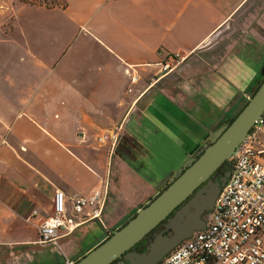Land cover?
Segmentation results:
<instances>
[{"label":"crops","instance_id":"crops-1","mask_svg":"<svg viewBox=\"0 0 264 264\" xmlns=\"http://www.w3.org/2000/svg\"><path fill=\"white\" fill-rule=\"evenodd\" d=\"M63 2L0 8V246L37 244L38 226L58 189L67 196L75 228L59 242L91 223L74 214L77 197L106 190L107 222L122 221L127 208H142L158 188L99 137L123 124L119 147L125 140L142 144L129 123H150V110L163 96L173 108L189 107L200 116L201 143L189 159L242 109L263 78L264 12L257 27L230 38L239 14L256 0ZM225 33L231 40L218 54L211 43ZM174 54L197 64L178 77L161 74L160 62ZM137 74L140 81L133 84ZM122 204L124 215L116 219L111 213Z\"/></svg>","mask_w":264,"mask_h":264},{"label":"built area","instance_id":"built-area-1","mask_svg":"<svg viewBox=\"0 0 264 264\" xmlns=\"http://www.w3.org/2000/svg\"><path fill=\"white\" fill-rule=\"evenodd\" d=\"M162 65L163 74L170 73L183 58L170 55ZM175 62V65H174ZM133 84L140 81L137 74ZM132 92V89L129 90ZM117 126L111 133L99 137L101 145L111 143L114 155L121 140ZM264 116L257 122L246 140L236 149L228 163L232 171L209 213L206 227L172 250L161 264H264ZM108 192L104 189L90 196H80L73 201L76 216L86 221L103 216ZM34 215H38L35 211ZM74 231L68 214L67 196L58 189L53 208L38 226V245H59L62 237ZM67 264H74L69 261Z\"/></svg>","mask_w":264,"mask_h":264},{"label":"water","instance_id":"water-1","mask_svg":"<svg viewBox=\"0 0 264 264\" xmlns=\"http://www.w3.org/2000/svg\"><path fill=\"white\" fill-rule=\"evenodd\" d=\"M263 116L264 79L234 120L216 130L195 156L167 178L155 198L75 264H160L196 231L204 230V216L214 209L231 173L222 182L213 181V175ZM164 222V229L158 231ZM144 240L146 250L138 251Z\"/></svg>","mask_w":264,"mask_h":264},{"label":"rangeland","instance_id":"rangeland-1","mask_svg":"<svg viewBox=\"0 0 264 264\" xmlns=\"http://www.w3.org/2000/svg\"><path fill=\"white\" fill-rule=\"evenodd\" d=\"M26 2L48 7L63 5L64 3L63 0H0V8H5L6 4L11 5L12 3L21 4ZM263 12L264 0H256V2L249 5L248 8L245 7L243 12L239 14L235 27L232 31L230 30L234 33L230 38L239 39L245 31L248 32L250 27H257V19L259 16L263 15ZM226 34L227 33L224 34V39L222 38L220 43L218 42L217 44V41L211 43L213 44L212 46L217 45L215 46L214 51L218 54L222 53L227 42L231 40L229 37H226ZM200 56L206 57L207 54L200 53ZM168 57H166L162 63L166 62V60L169 59ZM196 64L197 62L194 60H182L170 73L178 77L180 72H182V69L187 65L196 66ZM159 68L161 72L162 65ZM263 69L264 66L262 67V70ZM161 74H163V72ZM164 101L165 99L163 96H160L156 104L150 110L153 119L150 123H146L144 119L138 120L137 118L130 121L129 132L142 144L130 143L128 140H125L123 146H118L119 148H117L119 156L130 162V166L136 172L142 174L145 179L154 182L156 189L170 175L178 172V170L184 166L188 160V155L194 151L199 143H201L199 141L203 134V127L198 118L199 114L191 111V108L189 107H185L184 109L181 108V111H179L178 108H173L170 103V105H168ZM246 103L247 102H244V104ZM198 109L200 110L199 107ZM237 113L235 115H237ZM172 117L176 120L169 123V119ZM192 119L196 120L193 121ZM149 124H151L153 128H150ZM140 136H143V140L145 141L144 144H146V146L143 144V140L138 139ZM159 147L162 152L158 150ZM97 148L103 150L98 146ZM198 151H200V149ZM108 194L110 195V193ZM137 194L135 195L137 196ZM109 195L107 197L102 218L90 221L91 223L84 227L83 232H79L78 235L73 236L70 240L58 242L59 245L57 246L34 244L29 248L26 247L19 249L16 247L9 248L0 246V264H67L69 261L74 262V264L77 263L89 252V249L92 248L91 250H93L106 240V236L109 233L107 230H110V232L113 233L114 230L125 225L140 209H132L131 207L127 208L126 211L129 215L122 221L115 222L113 225L112 222H107L105 217L107 206L109 204ZM153 198H155V196ZM144 206H146V204ZM140 207L142 206L140 205ZM125 209V204H122L111 214H113L112 216L114 218L122 216L124 215L123 213ZM204 218L207 220L206 215ZM163 229L164 226H160L158 231ZM141 245L145 247L146 240L142 241Z\"/></svg>","mask_w":264,"mask_h":264},{"label":"flooded vegetation","instance_id":"flooded-vegetation-1","mask_svg":"<svg viewBox=\"0 0 264 264\" xmlns=\"http://www.w3.org/2000/svg\"><path fill=\"white\" fill-rule=\"evenodd\" d=\"M232 171V166L231 164L229 163V165L225 166V167H222L221 169H219L212 177L213 181H220L222 182L223 179L225 178L226 174L227 173H231ZM229 179V177H228ZM228 181V180H227ZM208 216H209V213L206 214V217H207V220H208ZM206 220V219H205ZM149 237H152V236H149ZM148 239V238H147ZM142 243V242H141ZM146 246H147V240H146V245L145 247H143L142 245H140V243L137 245V250L138 251H145L146 250ZM162 263V261L160 262V264Z\"/></svg>","mask_w":264,"mask_h":264},{"label":"trees","instance_id":"trees-1","mask_svg":"<svg viewBox=\"0 0 264 264\" xmlns=\"http://www.w3.org/2000/svg\"><path fill=\"white\" fill-rule=\"evenodd\" d=\"M26 3H30V2H26ZM31 4H36V3H31ZM263 79H264V76H263L261 82L263 81ZM261 82L258 84V86H257V88L255 89V91L258 89V87L260 86ZM255 91L253 92V94L255 93ZM253 94H252V95H253ZM246 102H248V101H246ZM246 104H247V103H246ZM246 104H244V106H245ZM244 106H243V107H244ZM241 110H242V109H241ZM238 113H239V112H238ZM238 113H237V114H238ZM236 116H237V115L232 116V117H231L227 122H225L222 126H224V125H226V124H230V123L234 120V118H235ZM227 165H229L228 162H226L222 167H225V166H227ZM222 167H221V168H222ZM221 168H220V169H221ZM164 224H165V222L162 223L160 226H164ZM160 226H159V227H160ZM114 231H115V230H114ZM149 236H152V234H150ZM149 236H148V237H149ZM140 245H141V243H140Z\"/></svg>","mask_w":264,"mask_h":264}]
</instances>
